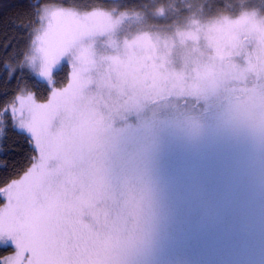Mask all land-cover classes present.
<instances>
[{
	"label": "snow or ice",
	"instance_id": "1",
	"mask_svg": "<svg viewBox=\"0 0 264 264\" xmlns=\"http://www.w3.org/2000/svg\"><path fill=\"white\" fill-rule=\"evenodd\" d=\"M126 7H35L19 67L51 90L38 103L21 89L0 110V139L10 113L33 152L0 187V246L15 247L0 264H264V2ZM209 147L230 156L243 193L214 261L170 245L167 161Z\"/></svg>",
	"mask_w": 264,
	"mask_h": 264
},
{
	"label": "trees",
	"instance_id": "2",
	"mask_svg": "<svg viewBox=\"0 0 264 264\" xmlns=\"http://www.w3.org/2000/svg\"><path fill=\"white\" fill-rule=\"evenodd\" d=\"M41 1L0 0V110L23 89V86L36 81L26 67L23 69L19 67V62L23 59L24 53L29 47L31 26L35 18V7H38ZM250 1L252 5L257 7H260L261 3L264 2V0ZM152 2L154 0H107V3H105V0H63L64 4L78 6L80 8H89L91 6L111 7L116 4L119 6L125 4L127 7L122 9L129 10H140L139 5ZM155 2L158 3L159 0H155ZM173 2L174 4H179L182 0H173ZM183 2L203 4L206 8L211 7L214 11H218L221 14H228V10L238 4L240 0H183ZM160 20L158 19V21ZM9 67L15 69L11 78L8 76ZM7 124L8 127L5 130L6 137L0 140V187H3L11 179L20 176L30 166V157L33 155L31 147L26 143L25 135L18 133L11 127L10 115ZM217 148L209 147L198 156L185 155L177 152L169 157L171 163H167V167L168 172L172 173L169 176V180L173 205L181 207L186 204L184 203L185 201L191 200L193 202L195 200V203L190 206L194 208L198 205L196 204V197L200 196L203 199L205 195L207 196L213 189L215 190V185L218 183H214L212 186L208 183L210 177L211 180L214 178L212 176L214 172L211 166L209 168L207 167L209 162L207 158L208 156L216 155L218 153ZM215 168L219 169V173L216 175L221 176L220 174L224 173V168L221 166L216 165ZM226 178L229 179V177ZM225 180L220 178L216 179V182H219L224 187H228L227 189L230 190L231 188L227 180ZM229 193L230 196L222 202L231 201L233 204L232 211L238 216L243 204L242 188H238L233 192L234 194L232 192ZM212 195L211 193L210 197ZM233 195H235V199ZM217 218L219 219V217ZM196 235L197 238L189 245L190 247H182L174 243H170V245L178 252L187 255L188 249L189 251L194 249L197 252L198 250H203L211 253L210 249L206 247L202 248L198 245L201 240L200 236L198 234ZM11 251L12 248L10 245L0 247V258Z\"/></svg>",
	"mask_w": 264,
	"mask_h": 264
},
{
	"label": "rangeland",
	"instance_id": "3",
	"mask_svg": "<svg viewBox=\"0 0 264 264\" xmlns=\"http://www.w3.org/2000/svg\"><path fill=\"white\" fill-rule=\"evenodd\" d=\"M61 2L62 0H42L39 6H42L44 4L59 5ZM250 3L252 2L250 1ZM64 6L67 7V6H73V5L64 4ZM92 7H100V6H91L89 8H80V7L78 8H80L81 11H84V10L91 9ZM111 7H119V5L116 4ZM119 10L120 11H137L143 14V10L141 9L140 10H129V9L119 8ZM148 11L150 14L152 9H149ZM223 14H226V13H223ZM169 15H171V13ZM161 20L158 21V19H152V20H149L148 23L158 24V25H165L167 23H170V21L167 19H161ZM62 63L64 65L63 68L59 72H57L54 77L55 87H58V88L64 87L66 85L67 76L70 71V67L67 65V63L66 62H62ZM28 71H30V69H28ZM32 76L34 77L36 81L32 82V84H27L23 86V90L25 93L31 92L36 98L38 103H44L46 102L50 94L51 86H49L46 81L35 76L34 74H32ZM7 115L9 117L10 113H8ZM7 123H8V120H7ZM217 149H218V153L216 155L208 156L207 158V161H209L207 167L209 168V166H211L214 172V173L212 172L213 173L212 176H214V178L211 180V177H210V180L208 183L210 184V186H212L214 183H218L217 185H215V190L213 189L212 192L207 194V196L205 195L203 199H201L202 197L200 198V196L196 197V204L198 205H196V207L194 208H191L190 206L195 203V200H193V202L191 200L185 201L184 203L186 204L181 207H176L175 205H173L174 215L172 214V218H171L170 243H174L182 247H190L189 245H191V243L197 238L196 234H198L201 240L200 244L198 245L202 248L206 247L210 249L211 253H208L207 251H203V250L199 251L197 249L200 255L198 254L196 250L192 249V251L191 250L189 251L188 249V255L192 259L211 260V261L226 259L227 255H226L225 248H226L227 243L229 242L233 225L238 219V216L235 215V213H233L232 211L233 204L231 203V201L230 202L229 201L222 202V201H224L225 198L230 196L229 192H232V194H234L233 192H235L238 188L240 189L241 186L239 185V183L237 182L235 178L233 164H232L230 156L223 149L221 148H217ZM0 150H1V147H0ZM168 163L169 164L171 163L170 159L168 160ZM213 164L215 165V167L216 165H218L224 168V173L220 174L221 176L216 175L217 173H219V169L213 167L214 166ZM0 165H1V160H0ZM171 174L172 173L169 172V176H171ZM19 177L20 176L14 179H19ZM226 177H229V179H227ZM220 178L227 180V183L229 184V187L231 188L230 190L227 189L228 187H224L221 184H219V182H216V179H220ZM211 193L213 195L210 197ZM233 196L235 199L236 198L235 195ZM242 196H243V193H242ZM0 199H1L0 205H2L4 203V200L2 198ZM208 199L210 200L208 201ZM217 217H219V219ZM10 246L12 248V251L3 255L0 258V262H3L6 260V258L14 255L15 247L13 245H10ZM0 247H3V246H0Z\"/></svg>",
	"mask_w": 264,
	"mask_h": 264
},
{
	"label": "flooded vegetation",
	"instance_id": "4",
	"mask_svg": "<svg viewBox=\"0 0 264 264\" xmlns=\"http://www.w3.org/2000/svg\"><path fill=\"white\" fill-rule=\"evenodd\" d=\"M167 163H168V161H167ZM169 164V163H168Z\"/></svg>",
	"mask_w": 264,
	"mask_h": 264
}]
</instances>
